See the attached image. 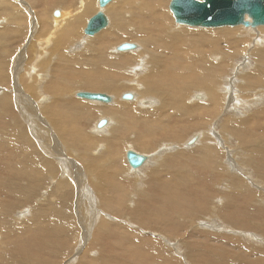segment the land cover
<instances>
[{"label": "rangeland", "instance_id": "374dc122", "mask_svg": "<svg viewBox=\"0 0 264 264\" xmlns=\"http://www.w3.org/2000/svg\"><path fill=\"white\" fill-rule=\"evenodd\" d=\"M82 1L0 0V13H4L0 14V213L7 212L4 206L11 203L10 214L0 218V264H264V190L259 188L264 187V99L246 116H235L238 105L231 98L236 99L244 85L237 82L240 77L234 71L233 83L217 79L220 87L227 86L225 90H215L218 102H209L212 95L206 91L213 81L200 84L198 78H191L194 89L187 91L183 105L190 109L185 112L175 109L173 114L165 113L163 121L154 122L143 115L134 118L129 112L115 113L109 121L105 113L112 103L83 101L74 94L104 93L114 97L116 103L131 102L122 100L120 94H136L128 80L135 79L132 72L138 73L135 68L140 63L138 59L124 63L123 57L137 58L142 52H115V48L122 43H140L122 39L112 44L103 57L95 53L88 60H75L78 54L90 56L91 50L80 46L84 40L99 35L86 37L83 33L87 20L98 11V0H89L90 13L80 11ZM121 2L124 0H118L113 9L104 13L108 26L113 24ZM169 2L164 7L166 17L170 24L177 25L168 10ZM53 10L68 13L71 21L78 17L73 35L72 29L59 36L49 34L54 31ZM226 27L235 29H219ZM237 27L242 35L235 30V38L245 40L252 55L260 48L256 45L262 43L259 37L264 39V33H260L264 28L251 30L250 38L243 32L246 27ZM78 42L79 48L73 50L71 47L78 46ZM62 55L68 58L61 62ZM245 56L241 53L238 57ZM255 61L250 59L248 72L253 71ZM191 74L186 72V77ZM245 91L249 96L254 90ZM177 93L163 104L178 106ZM197 94L202 97L200 101L193 99ZM146 97L151 103L158 100L153 95L140 100ZM29 98L35 101L38 112L26 109L34 106ZM138 101L126 106L142 113L159 107V103H152V107L143 109ZM226 101L230 102V112ZM193 105L198 106L195 111L191 110ZM226 108L228 112H224ZM101 119L109 124L103 131L99 129L104 126L94 128ZM152 131L162 132L161 137L152 135ZM213 131L217 140L210 135ZM194 134L199 135L200 144L184 148ZM222 143L229 151L221 148ZM208 146L215 151L214 157L202 153V147ZM128 150L149 156L143 178L129 172L125 161ZM56 152H62L63 157ZM171 152L181 154L185 160L171 162ZM61 159L69 161L72 168L64 171ZM117 169L127 179L122 180ZM250 178L256 180L254 184L259 189L248 183ZM9 184L17 190H9ZM94 212L100 214L97 221L93 219ZM210 220L234 233L205 228ZM240 232L261 235L262 244L243 236L244 239Z\"/></svg>", "mask_w": 264, "mask_h": 264}, {"label": "bare ground", "instance_id": "6f19581e", "mask_svg": "<svg viewBox=\"0 0 264 264\" xmlns=\"http://www.w3.org/2000/svg\"><path fill=\"white\" fill-rule=\"evenodd\" d=\"M166 1L164 2L163 0H124V2H121L120 3V7H117L116 15L114 16V22H113V24H111L110 26H108V28H106L105 31H103V33H99L98 32L99 35H95L91 39L84 40L82 42L81 46H80V43L78 42L79 43L78 46L76 45V46H72L71 47L74 50L76 47L79 48V46H80V48H81L83 46L82 48H85L84 50H91L90 56L84 55V53H83L81 55L78 54L76 56V58H75V60H77V61L80 59V57H82L85 60H88L95 53L98 54V55H101L102 54L101 56L103 57L107 53V51H109L108 49L111 47L112 44H114L115 42L120 41L122 39L123 40L124 39H128L129 41L130 40H136V41L139 40L138 42L140 43V45H135L134 44L135 48L133 50L136 53L142 52L141 55L140 56H137V58L136 57H128V56L127 57H123V62L124 63H132V61H135L137 59H138L137 63L138 62L140 63V64H137L139 66L135 68V70H139L138 73L132 72V74L135 77V79L132 78L131 80H128V85H129L130 88H132L131 90H136L137 92H136V94L129 92L132 95L133 98H132V100H126V101H128V102L131 101V102H129L130 105H131V103L137 102L139 100L138 101L139 104H137V105L143 107V109H144V107H147V108L148 107H152V103H153V106H155L154 105L155 103L156 104L159 103V107H157L158 109H155L154 108L155 110L152 109L153 111H145L144 113H142L139 110H136L135 108H133L131 106H126V105H129V103L128 104L127 103H123V102L116 103V101H114V97L107 95L110 98V101L109 102H98V103H106V104H111L112 103L113 106L110 105L111 108H110V110H108L109 112L105 113V114H108L109 115L108 116L109 118H107V119L109 121H110V119L112 120V115L115 114V113L116 114H122V113H125V112H129L131 114L130 116H132V117L134 116V118L135 117H140L141 118V116L143 115V116H145V119L151 120V122H154L156 120L165 119L166 118V114L165 113H167V112L172 113L175 109H177V110L190 109V108L185 107L183 104H184L185 100L187 99V91L190 90V89H194V88H191V86H193L194 84H192V82H189V79H191V78H198V82L199 83L200 82L213 81V84L214 85L213 86L206 87V91L207 92L209 91L210 95H212V97L209 100V102L216 101V100L218 102V98L217 97L216 98L214 97L215 90H225L227 88V86L225 84H223L220 87V84H217V82L219 80H221V81L230 80L232 83L235 82V78H234L235 77V72L234 71H236V74L239 75V77H240V79H238L237 82L238 83H242L244 85L243 87L240 88V90H243V91H241L239 93V95L236 97V99L231 98V100L235 103V105L236 104L238 105V107L235 106L237 113H234V115L235 116L237 115L238 118L244 117V116L247 115V113L249 112L250 109L254 108L258 104H261L263 102V99H264V39H263V37H261V36L259 37L260 38L259 41L262 42V43H259V44L256 45V46H258L260 48H258V49L255 48L256 50L252 53V55H250L251 50H250V48L249 49H246L247 48V43L245 44V40H243L242 38L241 39H236L235 38L236 37L235 30H236L238 36L242 35V31H240V29H239L240 27H237L236 28V26H235V29L234 28L230 29L228 27H226V28H220V29H219V27H215L217 29H208V28H213V27H207V26L203 27V26H195V25H186V24H182V23H177L175 20H174V23L177 24V25L170 24L169 21H168V19H167V17H166V13L164 11V7H165ZM117 2H118V0H111V2H109L106 6H104L102 8L99 7V5H98V11H101L103 13L109 12L111 9L114 8V6L117 4ZM97 4H98V1H97ZM25 5H23L24 8H26ZM79 8H80V11L81 12L88 13L89 10H90L89 0H85V1L83 0L82 3H80V7ZM26 9L28 10L27 11L28 14H30L31 11L28 8H26ZM2 10L0 9V11H2ZM168 10H169V5H168ZM55 13H57V14H55ZM0 14H4V13H0ZM69 17H71V16H69ZM51 18H52V21L54 23V25H53L54 31L53 32L51 31L49 33L51 36L52 35H58V34L59 35H62L65 32L67 34V32H68L69 29H72V34L71 35H73L74 29L76 27L75 26V20L78 19L77 16L74 17V19L71 21L68 18V13L63 12L61 10H53L52 13H51ZM56 18H58V19H56ZM244 19L246 21H248V22H251V19L247 15L245 16ZM178 25H183V26H187V27H195V28H203V29H193V30H189V29H186L185 27L178 26ZM241 26L242 27H246L244 29H246L248 31L243 30V32H245L248 35V37H250V38L253 37L252 36L253 35V32H251V30L255 31V28H257V27H260L261 29L264 28V26H252L250 24H247V25L241 24ZM257 30L255 32H257ZM260 33H264V32H261L260 31ZM51 36H49V37H51ZM84 36H86V35H84ZM67 37H69V36H67ZM86 37H89V36H86ZM254 37H255V34H254ZM247 38H245V39H247ZM55 44H57V43H55ZM119 46H117L116 48L114 47L115 48V52H119V50H118V47ZM245 49H246V51H244ZM128 51H132V50H128ZM36 52L34 54L35 55V59L38 57L37 54H36ZM87 52L88 51H86L85 53H87ZM124 52H126V51H124ZM241 53L245 54L246 56L245 57H238ZM252 57L255 58L256 61L254 63V68H252L253 71H249L248 72L249 68L251 67V65H250V59H252ZM67 58L68 57H65L63 55L62 56H59V60L61 62L64 61V59H67ZM43 60L45 61V59H43ZM34 61H37V60H34ZM146 61L147 62H149V61L151 62L150 65H149V67L146 66V63H147ZM36 63H38V62H36ZM85 64L87 65V63H85ZM100 64L105 65L104 63H100ZM141 65H143L142 68H140ZM144 66H146V67H144ZM96 67H97V65H96ZM31 69L34 70V67L32 66L30 68V70ZM41 69H43V68H41ZM223 69H229V71L228 72L227 71L226 72H223L222 71ZM130 70H132V69H130ZM48 71H49V69H48ZM186 72H190L192 74L190 76L186 77ZM228 74L233 75V78L231 77L232 79H230V77L228 76ZM218 78H220V79L217 80ZM30 81H32V78L30 79ZM143 83H144V85H143ZM254 83H259L257 85L258 87L257 86L256 87H253L254 86L253 85ZM88 84L90 85V83H88ZM17 88H20V87H18V84H17ZM139 90H141V91H139ZM177 90H180L182 92V94H180L179 92L177 93ZM245 90H251V91L254 90V91H253L252 94H249V96H247L248 94L246 95L247 92ZM114 91H116V89ZM78 92H85V91H77L74 94L75 97H77L76 94ZM174 92H176L177 94H180V97H179L180 98V101L178 102V106L175 105V104H174L175 106H171L169 104H163L169 98H173V96H172L173 94L176 95V93H174ZM89 93H91V92H89ZM100 94H104V93H100ZM123 94L124 93L120 94V98L121 99H122V95ZM145 95H153V96H156L158 98V100H153L152 103L150 101H147L146 100L147 97L144 100H140L141 97H145ZM58 97H59V95H58ZM201 98L202 97L199 94H197V95H195L193 97L194 100H198V101H200ZM82 99L83 98H80V100H82ZM85 100H87V99H84L83 101H85ZM18 101H16V102H18ZM33 101L34 100L30 99V102L31 103H34L35 102V101L34 102ZM87 101H90V100H87ZM92 102H97V101H92ZM174 102L176 103V101H174ZM226 102H227V104L229 106L228 108H229V112H230V102L229 101H226ZM18 104H19V102H18ZM46 104L47 103H45V105ZM190 104H191V102H190ZM36 107L37 106L34 103V106H28V107H26V109H28L29 111L33 110V112H35L34 109L37 110ZM196 108H198V106L196 107V105H193L191 110L192 111H195ZM228 108L224 109V112H228ZM38 111L39 110H37V112ZM184 112H185V110H184ZM170 113H167V114L170 115ZM174 114H176V113H174ZM186 115H187V112H186ZM32 117L33 116H31V115L29 116L30 119H32ZM42 117L40 118L41 121H42V119H44ZM101 120H104L105 121L104 127L102 126L103 127V128L101 127L102 129L97 128V124L100 121L99 120L97 122V124H96V127H94V128H97V129L103 131L105 128H107L109 126V124H107V121L105 119H101ZM144 120H143V123H147V122H144ZM140 121H142V120H140ZM42 122L44 124L45 121H42ZM133 122H135V121H133ZM216 124H218V123H216ZM149 125L146 126V127H149L150 128ZM145 132L147 133V131H145ZM151 134L152 135H157L158 134V137H161L162 132H158L157 134H154V132L152 131ZM210 135L213 136V138H215L217 140L218 135H216V131H213L212 134H210ZM148 139H150V136L148 137ZM192 139H193V141L190 142L189 140H192ZM199 139H200L199 138V135L198 134H194L191 138H189L188 141H186L184 143V148H188L187 146H191L192 147L194 143H195L194 145L198 144L200 142ZM201 142H202V144H204L202 140H201ZM220 146H221V148L225 149L226 151H229L228 150V146L225 147L223 143ZM202 148H203L202 149L203 150L202 153L205 154V155H207L205 157H214L213 152L215 153V151L213 150V152H212V149H211L212 147L211 146L210 147L208 146L207 148H204V147H202ZM255 148H254V150H255ZM242 149H243V147H242ZM50 150H51V148H50ZM244 150L245 149H243V151ZM128 151H132V150H128ZM127 152H125V159H126V153ZM249 152H251V151H249ZM57 155L62 156V152H60L59 154L57 153ZM215 155H216V153H215ZM143 156L145 157V160H144V162L139 167H131L128 164L127 160H125L126 163H127V165L130 167L129 168L130 169L129 172H132V173L136 174V176L138 178H143L145 176V174L143 175V172L147 168V166H148L147 164L149 163V160H150L149 156H145V155H143ZM199 156H201L200 155V152H199ZM228 157H229V154H228ZM232 157H233V155H232ZM29 158L31 159L32 157H29ZM167 158H166V160L168 161ZM183 158L185 160V157L182 156L179 153H178V155L177 154L175 155V153H172V152L170 153V161L171 162L174 159L182 160ZM245 158H247V157H245ZM226 159H228V158H226ZM199 160H200V158H199ZM238 160H239V158H238ZM157 161H159V160H157ZM206 161H208V160H206ZM216 162H214V163H216ZM67 163H69V161L62 160L61 159V164L63 165L64 171H66V170L68 171V169L72 168ZM174 163H176V162H174ZM242 165H244V163ZM215 166H217V165H215ZM211 167H213V166H211ZM241 167H240V169H241ZM211 170H212V168H211ZM233 171H235V170H233ZM117 173L119 174V170H118ZM247 173H249V172H247ZM66 174H68V173H66ZM112 174L116 176V173H112ZM113 175H111V176H113ZM240 175H238V176H240ZM119 176H121L122 180L123 179H127L126 177H124V174H121V175L119 174ZM154 176L156 177V174ZM236 178H239V177H236ZM246 178H247V176H246ZM153 179L154 178L149 179V182H151ZM253 179L252 178H250L249 180L247 179L248 180V183H250V184H252L253 186L256 187L257 184H254L256 180L254 181ZM243 181H244V178H243ZM232 182H233V180H232ZM7 183H9V180L5 183V185ZM125 184H126V182H125ZM138 184H141V183L138 181ZM235 184H238L239 185V183H235ZM7 187H8V185H6L5 189H7ZM10 188H13L14 190H17L16 187H13V186H11L9 184V190H10ZM256 188L257 189L260 188L261 190H264V187H262V186H260L259 188L258 187H256ZM230 193H232V191L229 192V194ZM12 195L13 196H18V194L16 192H13ZM229 196H231V195H229ZM13 207L14 206H12V208ZM4 210L7 211V212L1 211L0 218L2 216H4V217L7 218V216L10 214V212H11V203L10 204L6 203L5 206H4ZM94 214H95V212H94ZM99 215H100L99 213L94 215V218H93L94 221H97L96 217H98ZM20 216H22V218H23V214H21ZM213 219H215V218H213ZM227 219H228V217H227ZM4 220L6 221V219H4ZM11 220H14V219L12 218ZM10 222L11 221H9L7 224H9ZM227 222H228V220H227ZM7 224H5V225H7ZM225 224H227V223H225ZM204 226H205V228L212 229V231L213 230H215V231H221V232L224 231L227 234L234 233V232L231 231L230 228H229V230H226V227H224V226H222L220 224H217L214 221L211 222V220L208 223H205ZM53 232H56V229L55 228H53ZM56 233H55V235H56ZM241 236L242 237L244 236L245 238H249L251 242H255L257 244H262V242H260V239H261L260 236L261 235H256L254 233L253 234H247V233H243L242 232L241 233Z\"/></svg>", "mask_w": 264, "mask_h": 264}, {"label": "water", "instance_id": "95a60500", "mask_svg": "<svg viewBox=\"0 0 264 264\" xmlns=\"http://www.w3.org/2000/svg\"><path fill=\"white\" fill-rule=\"evenodd\" d=\"M111 0H98L99 7L106 6ZM169 10L177 23L195 26L224 27L247 25L264 26V0H171ZM57 14V13H55ZM248 16L251 22L244 18ZM107 16L98 11L87 21L83 33L86 36H93L108 26ZM135 48L134 44L123 43L118 47L119 51H128ZM78 98L97 102H109L110 98L105 94L78 92ZM130 93L122 95L123 100H132ZM105 125L100 120L97 127ZM190 142L193 141L189 140ZM126 160L131 167H139L145 157L134 151L126 153Z\"/></svg>", "mask_w": 264, "mask_h": 264}]
</instances>
